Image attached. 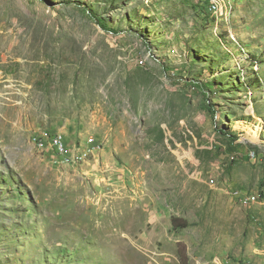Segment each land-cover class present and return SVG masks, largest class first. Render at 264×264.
<instances>
[{"label": "rangeland", "instance_id": "rangeland-1", "mask_svg": "<svg viewBox=\"0 0 264 264\" xmlns=\"http://www.w3.org/2000/svg\"><path fill=\"white\" fill-rule=\"evenodd\" d=\"M212 2L0 0V264H264V0Z\"/></svg>", "mask_w": 264, "mask_h": 264}, {"label": "built area", "instance_id": "built-area-1", "mask_svg": "<svg viewBox=\"0 0 264 264\" xmlns=\"http://www.w3.org/2000/svg\"><path fill=\"white\" fill-rule=\"evenodd\" d=\"M38 145L42 146L44 148H50L52 151H59V159L64 162V155H66V149H69V146L63 136L60 137H53L50 136L49 140H42V139H37ZM90 141H95V139L90 138ZM95 151L98 150H93L92 149V154H94ZM75 150H73V154H76ZM253 155V154H252ZM243 198L246 197H251V193L249 192H244L239 190V192Z\"/></svg>", "mask_w": 264, "mask_h": 264}, {"label": "trees", "instance_id": "trees-1", "mask_svg": "<svg viewBox=\"0 0 264 264\" xmlns=\"http://www.w3.org/2000/svg\"><path fill=\"white\" fill-rule=\"evenodd\" d=\"M85 12L88 13V15L91 17V19H93L95 22H97L99 25H101L104 29L106 30H110L112 32H114V30H112L108 24V22L105 20L104 17H99L97 16L93 11H91L89 8H85L84 6H81ZM198 78H194V80H197ZM199 81V80H198ZM203 87L206 88L207 90L210 89V90H213V87L211 86V84L209 83H202ZM210 111V110H208ZM173 222H174V225L177 226V223H178V219L177 218H174L173 219ZM186 225H183V227H185Z\"/></svg>", "mask_w": 264, "mask_h": 264}, {"label": "bare ground", "instance_id": "bare-ground-1", "mask_svg": "<svg viewBox=\"0 0 264 264\" xmlns=\"http://www.w3.org/2000/svg\"><path fill=\"white\" fill-rule=\"evenodd\" d=\"M216 3L218 4V0H213L212 4L216 5Z\"/></svg>", "mask_w": 264, "mask_h": 264}]
</instances>
